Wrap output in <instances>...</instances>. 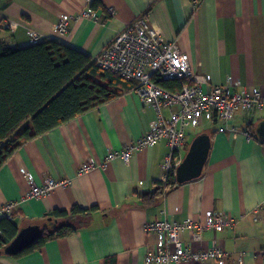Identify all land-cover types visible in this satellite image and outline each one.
I'll list each match as a JSON object with an SVG mask.
<instances>
[{
	"label": "crops",
	"instance_id": "crops-1",
	"mask_svg": "<svg viewBox=\"0 0 264 264\" xmlns=\"http://www.w3.org/2000/svg\"><path fill=\"white\" fill-rule=\"evenodd\" d=\"M91 1L0 0V37L14 47L56 39L93 57L127 22L146 15L163 39L176 41L189 53L195 72L210 75L216 84L233 78L241 83L237 89L257 86L264 92V0H101L103 7L93 9L94 16H83V10L92 9ZM109 7L114 8V15L109 14ZM62 13L70 15L65 34L56 27ZM29 30L37 32L39 39L33 40ZM172 110L163 107L161 112L169 117ZM158 117L153 104L135 89L127 90L24 142L0 168V208L16 202L15 220L20 226L41 220L56 208L98 209L90 226L18 257L2 253L0 264H104L109 255H116L118 264H147L145 255L158 238L147 230L148 222L165 216L178 222L204 220L207 210H222L236 224L206 229L202 241L193 240L186 231L184 239L193 248L207 247L216 238L228 252L225 264H241V253L242 264H264V142L247 133L250 125L264 119V109L251 118L236 113L231 125L237 130L219 117L189 126L183 156L197 134H211L202 174L144 204L139 194L154 190L155 182L164 180L166 140L136 151L129 161L115 157L106 166L98 163L110 151H120L142 136ZM91 158L97 165L81 171V164ZM29 173L37 184L49 178L68 182L43 196L25 197L30 190Z\"/></svg>",
	"mask_w": 264,
	"mask_h": 264
},
{
	"label": "built area",
	"instance_id": "built-area-1",
	"mask_svg": "<svg viewBox=\"0 0 264 264\" xmlns=\"http://www.w3.org/2000/svg\"><path fill=\"white\" fill-rule=\"evenodd\" d=\"M111 15L115 14L112 7L108 8ZM83 16H94L93 9H85ZM57 24L58 32L68 31L70 15L60 14ZM0 19V31L2 29ZM15 29L14 23L7 24ZM33 40L39 39V34L29 30ZM94 62L101 68L110 70L126 78L137 80L135 91L145 101L150 102L159 112V117L152 120L148 130L140 137L133 139L120 151H110L99 165L106 166L115 158L121 157L129 161L132 155L142 148L166 140L169 150L163 161L165 170L164 180L168 172L176 167L183 159V152L187 146L186 129L192 125H200L204 120L219 117L232 130L236 113L243 112L253 116L258 110L264 109V92L257 86L243 87L239 80L229 78L225 84H216L208 74L195 72L188 52L181 49L176 41H167L151 26L146 15H141L127 22L115 34L112 40L97 55ZM156 78L188 80L181 90H169L156 81ZM163 107L173 108L169 117L163 116ZM250 135L249 132H247ZM96 164L91 158L81 164V171L90 170ZM30 190L25 197H40L49 193L59 184H66L68 180L47 179L43 184H37L31 173L27 175ZM17 203L6 202L0 208L1 216L14 218ZM236 219L222 210H207L204 220L188 218L178 222L169 217H161L147 223L148 231L157 234L155 247L145 255L147 264L181 263L194 260L197 264L213 261L225 264L228 252L214 238L207 247L193 248L184 239V233L189 231L192 239L202 241V233L206 229L222 230L235 226ZM238 261L244 262L241 253Z\"/></svg>",
	"mask_w": 264,
	"mask_h": 264
},
{
	"label": "trees",
	"instance_id": "trees-1",
	"mask_svg": "<svg viewBox=\"0 0 264 264\" xmlns=\"http://www.w3.org/2000/svg\"><path fill=\"white\" fill-rule=\"evenodd\" d=\"M201 0H196L200 3ZM103 7L101 0H92L91 8ZM164 88L181 90L188 80L156 78ZM137 80L123 77L99 67L88 53L56 39L14 47L0 37V168L26 141L63 125L77 116L133 90ZM250 125L251 136L264 142ZM154 190L139 194L150 203L175 185L176 167L166 180H157ZM97 206L74 205L71 210L56 208L41 220L26 224L42 226L40 236L21 256L41 249L48 241L68 236L90 226ZM20 225L14 218L0 217V254L17 235ZM104 264H118L116 255L105 258Z\"/></svg>",
	"mask_w": 264,
	"mask_h": 264
},
{
	"label": "water",
	"instance_id": "water-1",
	"mask_svg": "<svg viewBox=\"0 0 264 264\" xmlns=\"http://www.w3.org/2000/svg\"><path fill=\"white\" fill-rule=\"evenodd\" d=\"M256 134L264 139V119L257 123ZM211 139V134L207 131H202L194 137L182 161L176 166L177 182L182 183L202 174L211 149ZM41 232L42 226L39 224L20 226L16 237L5 246L2 253L14 255L23 251Z\"/></svg>",
	"mask_w": 264,
	"mask_h": 264
},
{
	"label": "rangeland",
	"instance_id": "rangeland-1",
	"mask_svg": "<svg viewBox=\"0 0 264 264\" xmlns=\"http://www.w3.org/2000/svg\"><path fill=\"white\" fill-rule=\"evenodd\" d=\"M199 130L202 129V128H198ZM186 151V150H185Z\"/></svg>",
	"mask_w": 264,
	"mask_h": 264
}]
</instances>
